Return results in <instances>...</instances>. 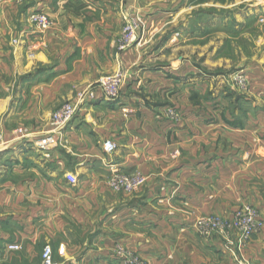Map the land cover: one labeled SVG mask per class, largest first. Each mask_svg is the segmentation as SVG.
Listing matches in <instances>:
<instances>
[{"label":"crops","instance_id":"0c3cea01","mask_svg":"<svg viewBox=\"0 0 264 264\" xmlns=\"http://www.w3.org/2000/svg\"><path fill=\"white\" fill-rule=\"evenodd\" d=\"M132 4L0 0V264H41L33 250L43 243L52 245L55 264H124L128 253L145 264H264V108L224 110L211 123L210 112L189 103L177 121L165 118L161 103L145 107L150 89L168 91L171 101L190 96L178 94L185 78H161L158 66H139L141 76L131 77L141 39L167 19L146 16L138 45L118 55ZM34 12L49 25L33 24ZM125 69L117 99L96 90L54 133L57 146L39 148L54 110L82 86ZM142 84L149 96L135 93ZM107 140L116 146L109 155ZM116 172L138 173L144 184L133 194L114 192L106 180ZM243 205L263 222L243 247L233 233L198 232L199 217L226 221Z\"/></svg>","mask_w":264,"mask_h":264},{"label":"rangeland","instance_id":"374dc122","mask_svg":"<svg viewBox=\"0 0 264 264\" xmlns=\"http://www.w3.org/2000/svg\"><path fill=\"white\" fill-rule=\"evenodd\" d=\"M27 1L18 3L14 0L19 6ZM132 3L129 17L138 18L143 26L146 16L167 19L154 24L151 34L141 42L138 40L120 50L122 24L115 41L116 53L121 55L140 42L137 47L139 65L136 70L133 68L131 77L135 71L138 73L136 77H140L142 66H158L161 78H185L183 83L180 82L178 94L188 92L190 96L189 101L187 94L185 99L179 96L178 100L171 101L168 91L150 89L153 95L142 101L145 107L156 108L161 103L165 118L177 121L181 104L189 103L198 111L210 112L208 119L211 123L218 120L224 110L264 108V0H148V4L132 0ZM134 7L137 10H133ZM41 16L47 20L44 25L31 20L39 28H45L49 25L45 14L34 12L32 17ZM127 71L118 70L103 76L119 72L124 80ZM96 82L77 89L72 98L61 104L51 116L66 104H77L81 94L95 91ZM146 88L142 84L134 90L138 96L146 97L150 92ZM46 246L51 248L54 262L52 245L43 243L33 250L40 253L41 264ZM18 248L17 251L21 252V246Z\"/></svg>","mask_w":264,"mask_h":264},{"label":"built area","instance_id":"2783aa9c","mask_svg":"<svg viewBox=\"0 0 264 264\" xmlns=\"http://www.w3.org/2000/svg\"><path fill=\"white\" fill-rule=\"evenodd\" d=\"M24 0H16L21 3ZM33 21L44 25L47 20L45 17H32ZM144 29L143 24L138 18H125L123 22L122 35L119 41L118 49L123 50L132 44L136 43L140 34ZM123 83V74L115 73L101 77L96 82L95 91H99L103 97L107 100H115L118 98ZM95 91L90 90L85 94L79 96L77 104H66L56 111L50 118V125L52 127V133L45 138L38 141V146L42 150H47L51 147L57 146L59 143L54 133L67 126L76 115L78 105L95 99ZM16 134L20 137L25 136L26 131L23 128H18ZM115 144L112 141H105L102 145L103 152L105 154H112L115 151ZM67 179L71 183H75L76 179L68 175ZM109 188L114 192H123L126 194H133L140 190L144 184V178L138 174H122L113 173L107 182ZM196 227L202 235L222 234L229 236L235 234L237 247L241 248L244 244L255 234H257L263 227V222L260 218L259 212L251 206L243 205L238 207L229 220H223L215 215L201 216L196 221ZM229 245L234 243L229 241ZM19 248L17 245H9L8 251H17ZM63 247L58 249L59 254H63ZM43 264H55L52 260V250L49 246H46L42 251ZM124 264H145L140 258L133 254H126L123 261Z\"/></svg>","mask_w":264,"mask_h":264}]
</instances>
